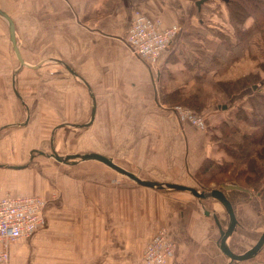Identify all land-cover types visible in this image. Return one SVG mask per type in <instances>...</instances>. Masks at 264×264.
Returning <instances> with one entry per match:
<instances>
[{"label": "crops", "instance_id": "0c3cea01", "mask_svg": "<svg viewBox=\"0 0 264 264\" xmlns=\"http://www.w3.org/2000/svg\"><path fill=\"white\" fill-rule=\"evenodd\" d=\"M2 1L8 8H0L15 24L16 41L26 64L23 68H28L39 80L54 84L49 86L53 98H58L56 93L61 91L59 83L72 86L80 82L85 91L74 85L75 96L85 104L90 97L86 84L89 86L95 103L94 118L82 128L96 133L97 148L92 151L112 158L134 173L142 172L138 174L143 175L142 178L186 185H191L188 179L201 172L208 159L218 163L222 153L209 135L214 117L211 120L209 117L207 127L194 126L175 113L173 107L179 102L169 97L186 98L193 94L194 89H189L187 84H190L189 79L199 78L202 87L195 91H199L208 104L209 88L217 81L218 72L214 70L211 55L201 52V47L195 44L193 49L185 39L192 33L190 30L215 24L217 11L221 13L222 22L229 21V14H223V5L228 0ZM217 3L219 9L216 10ZM135 9L150 19H159L161 27L178 26L176 36L156 61L158 68L132 54L124 41ZM250 22L251 18L246 25ZM226 35L233 39L232 32L227 31ZM58 60L68 64L77 76ZM244 61L239 64L245 68L243 73L251 66ZM163 67L169 69L164 85L167 80L176 81L178 85L166 88L160 84L159 69ZM13 75L12 82L18 78L15 79V72ZM186 75L189 79L182 80ZM16 92L18 98H22L18 90ZM62 92L60 100L70 98L68 92ZM66 104L62 100L60 107L56 103L51 105L57 111ZM224 104L216 105L212 111L226 110V113L229 107L223 109ZM91 109L92 104L89 111L87 107L86 121L70 120L69 124L88 122ZM76 113L85 114L82 108L81 113ZM224 121L228 118L221 124ZM64 125H55L53 132ZM21 132V137L0 141V168H25L12 167L26 165L18 164L26 147L24 128ZM41 145L28 144L27 147ZM2 148L8 149L7 155H2ZM33 150H29V159ZM79 168L58 183L57 191L50 188L39 193L9 187L0 190V197L38 194L48 198L43 224L32 235L7 246L8 264H145L141 257L143 249L160 227L166 228L175 244L174 255L167 264H264V245L249 259L231 262L224 255L219 248L220 235L215 234L211 222L213 218L203 212L208 209L205 201L204 205L199 201L194 203L185 196V191L138 185L96 160H86ZM234 192L237 193L235 200L241 197L237 207L231 195ZM52 194L55 195L52 197ZM227 196L238 221L227 244L233 252L242 253L264 230L255 239L252 234L246 236V230L260 227L262 207L251 190H229Z\"/></svg>", "mask_w": 264, "mask_h": 264}, {"label": "rangeland", "instance_id": "374dc122", "mask_svg": "<svg viewBox=\"0 0 264 264\" xmlns=\"http://www.w3.org/2000/svg\"><path fill=\"white\" fill-rule=\"evenodd\" d=\"M0 6L8 8V4L6 2H3L2 0H0ZM216 7V10L219 9L218 3ZM223 10L224 15L229 14V12L227 11V4L225 6L223 5ZM220 16L221 13L217 11V18L213 19L215 24L211 26L203 25L197 27V29L190 30L192 33L188 34L190 35L189 37L186 36L185 42L190 47L193 46V49L194 44L195 46H200L202 49L201 52L206 55H211L216 45L220 44L223 39V35H221L220 33L227 34V31H229L230 33L232 32L234 34V27L231 21L226 20L227 22H222L224 20H221L222 18L220 19ZM5 23V20L3 18H0V141L11 139L13 140L16 139L17 136L21 137V129L24 128L23 139L26 147L23 148L24 153L22 154L20 161H18V164L25 163L26 165L24 166L25 168L21 170L0 168V190L5 191V187H9L14 188L11 190L25 189L27 191L39 193H42L46 189L50 188H54L57 191L58 183L64 182L68 175H71L73 174V172L78 171L79 165L85 163V161H78L75 164H64L56 161L51 156H46L45 154L43 155L38 153L37 150H43V152L45 153H51V148H54V150L58 154L64 155L78 152L84 153L96 149V133L94 131H90V129L87 127H74L69 124L71 123L70 120L78 121V123L87 120V118L89 117V113L87 114V107L89 111L92 100L91 97H88V100H86L85 98L86 101H84L86 103L83 104L81 102V99L76 98L74 85L76 87H79V89H81L82 91H85L84 85L80 82H78L77 84H72V86L67 83H59V90L61 91L56 93V96L58 98H53L52 95L54 94L50 92L49 86L54 84L39 80L38 76H32V72L28 68L19 66V63L14 55L12 45L9 41L8 30L6 26L7 24ZM206 23L208 22L206 21ZM221 29H224L225 32H223ZM250 45H252V47H249L248 43V47L251 52L255 53L257 56L259 55V57H257L258 60L264 62L262 58L264 55V48L262 45L261 36L259 34H255L251 37ZM192 61L193 59H191V62ZM248 63L254 64L255 62L249 61ZM154 67L158 68L156 62ZM214 67L215 72L221 70L215 63ZM20 69H24L23 72H21ZM25 69L27 70L25 71ZM159 70L162 76L160 80V84L162 86L166 88H172L173 86L179 84H176V81L172 82L170 80H167L166 84L164 85V77L168 73L169 69L163 67ZM173 71H177V69L173 68ZM254 71H258L260 75L264 74L261 69H254ZM14 72L15 79L17 77L18 78L12 82L11 77ZM45 79L47 80V78ZM185 79H189V77L186 75L182 80ZM200 80L201 79L199 78H196L195 80L189 79L190 84H187V87L194 90L201 88L202 85L200 84ZM39 81H41V84H39ZM260 84V88L264 89V80L263 82L261 81ZM257 85H259V83ZM16 90H18L22 98L17 97L16 93H14ZM225 90L226 89L222 86H219L217 82L212 83L207 95L208 99H206L208 104L206 105L204 101L205 107L203 106V109L201 111H198V109H196L194 106H190L187 103V105H185L181 100L182 97L178 98L176 95L169 97L175 102L178 101L179 105L190 109L195 114H199L205 117L206 127L207 125H209L208 123H210L208 121L209 117L210 120L212 119L211 117H214V120L211 122L214 126H212V129L210 128L209 131L210 141H214L216 147L218 148V150H220L222 155H220L217 164L215 162L213 163L211 159H208L206 166H204L201 172L192 174V178L190 177L191 180L187 178L188 183H191V185L196 187L198 190H210L212 188L219 187L221 184L228 183L235 185L241 184V181H239L238 179L233 180L235 176L234 174H232V169L235 168L234 165L238 164V162L240 163V165H242L240 159L236 160L237 157H235L234 154L231 153L232 151L236 152L238 150L234 146H232V150L229 144L220 142V140L222 139L221 121L224 118H228V121L230 117L233 119L235 117L236 108H239L238 106L241 104V102H243L244 105L249 106V104L248 102H246L245 97H243L245 96V92L231 96L229 95L227 90ZM62 91L68 92L71 99L68 98L60 100L59 97L61 98L64 95V92ZM39 97L40 99H38ZM62 100L63 102L67 103L66 106H64L63 108H57V111L54 110L51 104L56 103L60 107V103L62 102ZM70 103L72 106H69ZM220 103H225L227 104V107H229V110H227L226 113V110L221 112L212 111V108H215L216 105ZM262 103H264V101H262ZM81 108L82 113H85L83 116H79V114L76 113L77 111L81 113ZM32 110L35 111L34 114L33 112H31ZM36 111H38V113H36ZM256 118H258V116H255V119ZM239 122L245 124L243 128L246 127L245 122H243L242 120ZM60 123H64L65 125L53 132L54 126L59 125ZM214 128L216 132H213ZM230 139L234 140L233 137H231ZM223 140L232 141L227 137H225ZM38 143H41L43 145L36 148L27 147L28 144L37 145ZM263 147L264 143H261L257 147V149L260 151V149H262ZM30 149H34L32 151L33 156L31 159H29ZM1 151L2 155H7L9 152L7 148H2ZM228 163H232L230 164V166L232 165L234 167L229 166V170L225 172V164ZM79 169L80 171L82 170L81 168ZM135 172L137 175L142 174V172L140 173L139 171ZM118 175L120 177H123L120 174ZM142 176L143 175H141V177ZM124 178L128 179L127 177ZM249 190L256 193L261 204L260 207H262V216L258 223V225L260 226L257 229L258 231L256 230L257 226L252 227L253 231H249V229L246 230L248 232L246 236H251L250 234H252L255 239L259 232L264 229V180L262 184L250 186ZM185 193V196L190 200L193 199L194 203L195 201H199L201 205H204L206 202V207L210 211H213L217 214L222 228L226 227V223L228 220L227 214L216 200L212 198L199 200L189 192L185 191ZM55 194H52V197ZM231 195L233 197V203L235 207H237V205L239 206L240 200L238 201V199H241V197L235 200L234 198L235 196H237V193L234 192ZM46 199L47 203L48 198ZM211 222L214 225L215 234L218 235V227L213 220H211Z\"/></svg>", "mask_w": 264, "mask_h": 264}, {"label": "trees", "instance_id": "16d2710c", "mask_svg": "<svg viewBox=\"0 0 264 264\" xmlns=\"http://www.w3.org/2000/svg\"><path fill=\"white\" fill-rule=\"evenodd\" d=\"M227 8L234 27L233 39L220 33L223 39L214 48L210 60L213 65L215 63L221 69L217 71L216 82L219 86L224 87L231 96L245 92L243 97L249 104V106L240 104L239 108H236L235 117L233 119L230 117L228 122L224 121L221 124L222 139L220 140L224 144H229L231 149L232 146L237 148L238 151L231 153L237 157L236 160L240 159L242 165L239 162L234 165L233 180L238 179L241 181L238 186L249 190L250 186L262 184L264 180V147L260 151L257 149L261 143H264V103H262L264 89L260 88L264 74L260 75L258 71H254V69H261L264 73V62L259 61L257 58L259 55L257 56L249 49L252 47L250 39L255 34L261 36L264 48V0H228ZM249 18L251 22L246 25ZM262 58L264 60V55ZM244 60L255 62L249 63L251 66L245 73H243L245 68L240 66L245 63ZM181 100L185 105L194 106L198 111L203 109L204 99L199 91L194 90L193 94ZM255 116L258 118L255 119ZM241 120L246 123L245 128H243L245 124L239 122ZM225 137L229 140L233 137L234 140H223ZM230 164L232 163L225 164V172L229 170Z\"/></svg>", "mask_w": 264, "mask_h": 264}, {"label": "built area", "instance_id": "2783aa9c", "mask_svg": "<svg viewBox=\"0 0 264 264\" xmlns=\"http://www.w3.org/2000/svg\"><path fill=\"white\" fill-rule=\"evenodd\" d=\"M177 32L178 26L161 27L159 19H150L135 9L124 41L132 54L154 67L156 59ZM173 110L194 126L206 125L205 117L184 106L177 105ZM45 205L46 199L38 194L0 197V264H8L10 243L32 235L43 224ZM174 250V241L168 237L166 228L160 227L145 245L141 257L145 264H167Z\"/></svg>", "mask_w": 264, "mask_h": 264}, {"label": "water", "instance_id": "95a60500", "mask_svg": "<svg viewBox=\"0 0 264 264\" xmlns=\"http://www.w3.org/2000/svg\"><path fill=\"white\" fill-rule=\"evenodd\" d=\"M0 17L3 18L7 24L9 40H10V43L12 45L14 55H15L18 63H19V66L23 67L26 64L24 63V61L21 57V54H20V51L18 48V44L16 41L14 21L11 18V16L2 8H0ZM57 62L62 64L70 73L77 76L75 71L68 64H66L60 60H58ZM28 66H31V65H28ZM32 67H34V66L32 65ZM86 87L88 88V91H89V94H90V97L92 100L91 117H90V120L88 122L83 123V124H74V126H80V127L88 126L91 123L92 119L94 118L95 103H94L93 94H92V92H91V90L87 84H86ZM15 93H16L17 97H19L16 91H15ZM222 108L223 109L226 108V105L225 104L222 105ZM51 142H52V137H51ZM40 153L43 155L45 154L46 156H51L56 161L64 163V164L76 163L78 161L96 160V161H99L102 164L106 165L110 169L114 170L118 174H120L124 177H127L128 179H130L131 181H133L134 183H136L138 185L151 187L154 189L186 191V192H189L194 197L198 198L199 200L200 199H206V198H212V199L216 200L222 206V208L224 209V211L226 212L227 217H228L227 225L225 228H222V225L219 222V218L215 212L210 211L208 209H203V212L206 216H211L213 218V221L217 225V227L219 229V235H220V237H219V248L224 253V255H226L230 259L231 262L241 261V260H245V259H249V258L253 257L254 255L257 254V252L264 245V230L259 234L255 243L249 249H246L242 253L233 252L227 244L228 237H230L232 235V233L236 229V226L238 225V221H237V218L235 216L232 203L227 196V192L229 190H242V191L247 190L245 188L239 187L238 185L228 183V184H221L219 187L212 188L210 190H206V189L198 190L194 186L186 185V184H182V183L161 182V181H156V180H152V179L142 178L139 175H137L136 173H134L130 170H127L124 167L118 165L117 163H115L112 160V158H110L106 155L100 154L98 152H94V151H88V152H84V153H79V152L78 153H69V154L60 155L54 150V148H51V153H45V152H40ZM24 166L25 165H14L12 167L22 168Z\"/></svg>", "mask_w": 264, "mask_h": 264}]
</instances>
